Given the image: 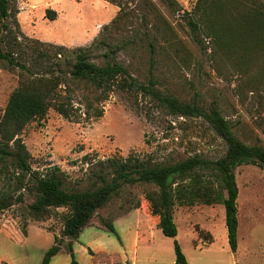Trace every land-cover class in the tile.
<instances>
[{"label": "rangeland", "instance_id": "rangeland-1", "mask_svg": "<svg viewBox=\"0 0 264 264\" xmlns=\"http://www.w3.org/2000/svg\"><path fill=\"white\" fill-rule=\"evenodd\" d=\"M99 1L16 0L19 11H28L32 15L33 32L30 35V28L24 27L23 31L20 25L19 37L40 40L34 36L38 29L43 33L50 31L54 37L78 39L89 30L87 36H92L90 40L84 44L77 41L87 46L119 10L108 2L98 5ZM150 1L161 22L170 26L176 40L165 42L150 30V26L144 27L140 20L134 19L128 33L134 34L136 41L127 43L117 52L119 61L137 80L147 84L152 77L155 87L180 102L208 107L215 101L235 135L246 143L259 141L264 145V51L255 48L252 39L247 44L237 39L229 48L209 38L200 29L192 32L188 22L198 0H176L180 11L174 14L161 0ZM46 8L59 11V19L42 23V12ZM98 16L102 19L97 22ZM150 19L151 24H156L152 17ZM0 47H4L1 42ZM92 59L100 62V58ZM18 82V70L0 61V117ZM72 88L78 101L88 95L84 85L75 84ZM21 137L31 154L33 169L44 171L57 165L64 172V184L70 190L90 187L94 180L90 176V171L96 168L94 163L108 157L132 155L141 159L151 157L157 163H174L194 154L216 160L225 152V143L203 117L170 114L150 95L132 90L111 92L103 102L102 116L90 121H68L50 108L43 120L29 122ZM235 176L238 186V250L234 260L237 264H264V169L244 164L236 168ZM151 189L149 185H126L119 196L98 210L93 220L100 225L102 218L112 221L115 216L132 210L131 207L140 203L145 192ZM33 199V195L26 193L22 204H14L0 212V218L15 217L21 222L22 214L29 219L25 206ZM178 207L175 205L173 209ZM218 207L219 211L224 210L225 216L224 206L220 204ZM204 209L210 217L196 215L193 223L209 229L214 235V247L220 249L227 236L225 223L222 226L220 215L216 216L211 207L204 206ZM65 212V208L60 207L52 210L51 216L44 221L29 222L39 224L43 229H52L59 235L62 229L60 215ZM176 226L178 243L186 245L193 226L190 228L179 216L176 217ZM50 236L51 232L45 229L34 234L29 243L13 246L5 235L0 234V264H40L48 247L44 241ZM160 237L173 246L169 237ZM67 258L69 255L63 249L58 259L64 261ZM97 258L106 262L103 255Z\"/></svg>", "mask_w": 264, "mask_h": 264}, {"label": "trees", "instance_id": "trees-1", "mask_svg": "<svg viewBox=\"0 0 264 264\" xmlns=\"http://www.w3.org/2000/svg\"><path fill=\"white\" fill-rule=\"evenodd\" d=\"M104 1L119 8L116 16L102 26L89 45L71 48L35 38L21 39L16 0H0V42L4 44L0 47V61L19 72L18 85L9 95L0 117V212L22 204L26 193L33 195V201L25 206L29 219L20 215L25 234L29 221H44L52 210L65 208L66 212L60 215V234L46 228L53 233L54 241L40 264H49L62 249L69 254L70 264H79L73 241L92 223L98 210L119 196L126 185H149L152 189L145 192V199L151 212L160 218L158 227L162 234L173 240L174 264H186L176 240L177 226L172 215L175 205L222 204L228 244L235 252L238 242L235 170L244 164L264 169V145L259 141L246 143L235 135L215 101L208 107L183 103L155 87L152 77L147 84L137 80L117 58V52L127 43L136 41L135 35L128 33L134 19L140 20L144 27L150 26L165 42L173 38L175 41L174 33L166 22H161L150 0ZM161 1L171 13L180 11L176 0ZM190 15L188 24L192 32L200 29L229 48L237 39L245 44L252 39L255 48L264 51V0H198ZM56 16L55 10L45 9L49 20ZM151 17L156 24L150 23ZM150 46L153 51L152 42ZM92 57L100 58V62ZM75 84L87 87L88 95L83 100L74 97ZM116 89L150 95L173 115L203 117L225 143L224 154L216 160L194 154L174 163H157L151 157L141 159L132 155L108 157L94 163L96 168L90 171L94 180L84 190L67 188L65 174L57 165L44 171L33 169L31 154L21 137L29 122L43 120L50 108L72 122L98 119L103 114V102ZM139 206L137 202L131 208ZM100 223L116 234L111 221L102 218Z\"/></svg>", "mask_w": 264, "mask_h": 264}, {"label": "crops", "instance_id": "crops-1", "mask_svg": "<svg viewBox=\"0 0 264 264\" xmlns=\"http://www.w3.org/2000/svg\"><path fill=\"white\" fill-rule=\"evenodd\" d=\"M104 2L106 1L100 0L98 5H103ZM57 12L59 11H56V19L49 20L45 17L44 10L40 21L42 23L46 22V20L57 21L61 15L60 13L57 14ZM17 18L22 30L24 31V27L30 28L31 35V32H33L30 23L32 15L28 11L21 10L17 14ZM38 31L37 29V32ZM36 33L34 36L40 38V40L66 47L82 46V44L92 38V36L90 38L87 36L90 33L89 30L86 32V35L78 39L74 37L68 39L59 36L54 37L50 34V31ZM79 40L83 41L82 44H78ZM219 205L220 204L195 205L190 207L180 206L173 209L172 215L175 224L176 217L179 216L190 228L193 226L192 235L186 245L179 244L185 256L186 264L238 263L237 260H234L236 257L235 253H237L238 249H236L235 252L231 251L227 236L224 246L217 249L213 244V233L209 229L200 226V224L193 223V218H195L196 215L210 217L208 213L205 212L204 206H206L211 207L214 213H216V216L220 215L221 224L223 226L225 223L224 210L220 209L221 211H219ZM159 220V216L151 212L150 204L145 198L140 201V206L138 208L129 210L112 219L111 222L115 228L116 234L107 231L104 226L93 220L89 226L81 230L78 238L73 241L72 248L75 258L79 264H174L175 253L172 244L170 241L160 239V236L163 234L158 227ZM22 224L23 221L20 222L19 218H0V234L5 235V237L10 240L11 244L16 246L29 243L34 234H39L46 229H43L44 227L39 224L29 222L26 227V233L24 234ZM176 238H179L178 230ZM155 239H157L158 242L155 241ZM170 240L173 243L172 238H170ZM53 241V233H51L50 239L44 241L48 244L47 249L53 244ZM45 249L46 248H44V250ZM62 252L63 249L53 256L49 264H70V256L64 259V261L58 259ZM67 255L69 254L67 253ZM99 255L105 256L106 262H101V260L97 258Z\"/></svg>", "mask_w": 264, "mask_h": 264}, {"label": "bare ground", "instance_id": "bare-ground-1", "mask_svg": "<svg viewBox=\"0 0 264 264\" xmlns=\"http://www.w3.org/2000/svg\"><path fill=\"white\" fill-rule=\"evenodd\" d=\"M104 18V17H103ZM100 19H102V17L101 16H98L97 17V19H96V21H98V20H100ZM96 23V22H95Z\"/></svg>", "mask_w": 264, "mask_h": 264}]
</instances>
